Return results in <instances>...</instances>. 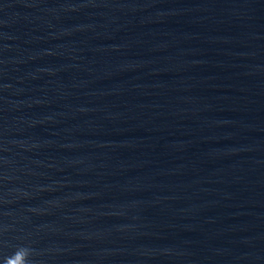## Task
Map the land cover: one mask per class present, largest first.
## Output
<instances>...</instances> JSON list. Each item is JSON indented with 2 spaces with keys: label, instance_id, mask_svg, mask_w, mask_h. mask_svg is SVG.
<instances>
[{
  "label": "water",
  "instance_id": "obj_1",
  "mask_svg": "<svg viewBox=\"0 0 264 264\" xmlns=\"http://www.w3.org/2000/svg\"><path fill=\"white\" fill-rule=\"evenodd\" d=\"M0 264H264V0H0Z\"/></svg>",
  "mask_w": 264,
  "mask_h": 264
}]
</instances>
